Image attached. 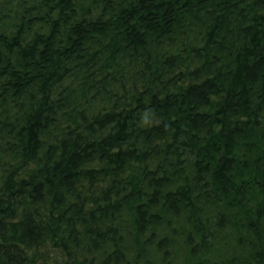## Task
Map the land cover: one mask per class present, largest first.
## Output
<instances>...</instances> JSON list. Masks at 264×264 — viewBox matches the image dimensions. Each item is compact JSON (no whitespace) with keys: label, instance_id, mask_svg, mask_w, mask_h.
I'll use <instances>...</instances> for the list:
<instances>
[{"label":"trees","instance_id":"obj_1","mask_svg":"<svg viewBox=\"0 0 264 264\" xmlns=\"http://www.w3.org/2000/svg\"><path fill=\"white\" fill-rule=\"evenodd\" d=\"M0 264H264V0H0Z\"/></svg>","mask_w":264,"mask_h":264}]
</instances>
